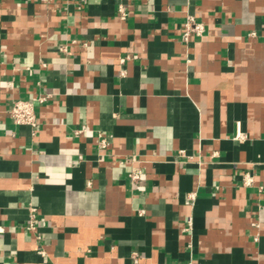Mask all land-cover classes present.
Segmentation results:
<instances>
[{
  "label": "crops",
  "instance_id": "obj_1",
  "mask_svg": "<svg viewBox=\"0 0 264 264\" xmlns=\"http://www.w3.org/2000/svg\"><path fill=\"white\" fill-rule=\"evenodd\" d=\"M188 261L264 264V0H0V264Z\"/></svg>",
  "mask_w": 264,
  "mask_h": 264
},
{
  "label": "built area",
  "instance_id": "obj_2",
  "mask_svg": "<svg viewBox=\"0 0 264 264\" xmlns=\"http://www.w3.org/2000/svg\"><path fill=\"white\" fill-rule=\"evenodd\" d=\"M122 15H124L122 13ZM183 40L188 41L189 38L193 35H201L204 31V24L202 22H197L193 16L189 15L186 18V21L183 26ZM49 95H39L36 97V100L39 103H42L46 100ZM10 116L12 117L14 123L16 124H26L31 128H35L37 125V116L34 110V105L32 100H22L17 99L13 102V105L10 109ZM78 132V130H75ZM245 135L240 131L237 132L236 138L243 139ZM108 144L107 139L100 136V146L106 147ZM142 174L141 168H132L128 175L132 182H137L140 179ZM241 181L244 186H252L254 183V176L250 172H244L241 175ZM37 223V215L35 209L33 207H29V222L26 225V229L28 231L35 230V226ZM39 238V236H37ZM189 249H191V244H188ZM185 264H192L191 261H188Z\"/></svg>",
  "mask_w": 264,
  "mask_h": 264
}]
</instances>
